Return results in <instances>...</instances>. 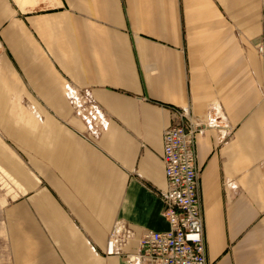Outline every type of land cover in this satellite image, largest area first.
<instances>
[{"label": "crops", "instance_id": "0c3cea01", "mask_svg": "<svg viewBox=\"0 0 264 264\" xmlns=\"http://www.w3.org/2000/svg\"><path fill=\"white\" fill-rule=\"evenodd\" d=\"M22 6L0 0V123L35 171L14 205L19 264H130L105 254L117 222L168 230L163 133L184 107L208 264H264V0ZM72 88L102 124L76 114Z\"/></svg>", "mask_w": 264, "mask_h": 264}, {"label": "built area", "instance_id": "2783aa9c", "mask_svg": "<svg viewBox=\"0 0 264 264\" xmlns=\"http://www.w3.org/2000/svg\"><path fill=\"white\" fill-rule=\"evenodd\" d=\"M260 51L263 46H259ZM71 105L87 120L88 128L104 122V115L84 90L72 88ZM197 124L190 107L173 108L172 123L163 133L161 159L166 184L159 191L169 229L137 234L125 221L109 232L106 255L130 264H208L204 215L197 158Z\"/></svg>", "mask_w": 264, "mask_h": 264}, {"label": "rangeland", "instance_id": "374dc122", "mask_svg": "<svg viewBox=\"0 0 264 264\" xmlns=\"http://www.w3.org/2000/svg\"><path fill=\"white\" fill-rule=\"evenodd\" d=\"M16 6L22 4V9L32 10L38 0H13ZM45 6H48L45 4ZM4 52L0 40V54ZM6 67L0 63V90L3 88V78ZM2 78V79H1ZM23 113L29 111L27 104L21 103ZM14 103H9L13 112ZM35 171L28 162L19 145L4 133L0 123V264H19L18 231L15 230L14 205L25 190L34 185Z\"/></svg>", "mask_w": 264, "mask_h": 264}]
</instances>
